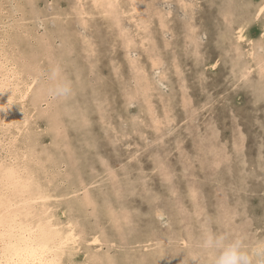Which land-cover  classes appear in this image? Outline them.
<instances>
[{"label": "rangeland", "instance_id": "1", "mask_svg": "<svg viewBox=\"0 0 264 264\" xmlns=\"http://www.w3.org/2000/svg\"><path fill=\"white\" fill-rule=\"evenodd\" d=\"M117 1L0 0V88L6 69L20 77L0 92L16 89L0 162L33 173L60 226L78 224L64 256L77 264H198L202 225L264 238V0ZM54 68L69 97L19 98Z\"/></svg>", "mask_w": 264, "mask_h": 264}, {"label": "bare ground", "instance_id": "2", "mask_svg": "<svg viewBox=\"0 0 264 264\" xmlns=\"http://www.w3.org/2000/svg\"><path fill=\"white\" fill-rule=\"evenodd\" d=\"M86 1V0H85ZM122 1V0H121ZM130 1V0H129ZM134 1V0H132ZM167 1V0H166ZM164 1V2H166ZM169 1V0H168ZM182 1V0H181ZM79 2V1H78ZM82 2V1H81ZM93 3V1H91ZM90 2V3H91ZM117 0H94L96 4H102L104 10L109 13L115 12ZM131 2V1H130ZM156 2V1H155ZM7 3V2H6ZM84 3V2H83ZM91 3V4H92ZM123 4V3H122ZM126 4V3H124ZM134 4V3H133ZM160 4V3H159ZM182 5V4H181ZM95 6V5H94ZM126 6V5H125ZM184 6V4H183ZM181 6V7H183ZM81 7L82 4H81ZM1 8V7H0ZM85 8V7H84ZM126 8V7H124ZM132 8V7H131ZM195 8V7H194ZM13 9V8H12ZM76 9V7H75ZM123 9V8H122ZM130 9V8H129ZM128 9V10H129ZM190 9H192L190 7ZM264 9V5L260 7V12ZM77 10V9H76ZM135 10V9H134ZM143 10V9H142ZM35 11V10H34ZM192 11V10H191ZM123 12V11H122ZM184 12V11H183ZM193 12V11H192ZM15 13V12H14ZM47 13V12H46ZM75 13V11H74ZM84 13V12H83ZM108 13V17H109ZM121 13V12H120ZM125 13V12H124ZM145 13V12H144ZM131 14V13H130ZM129 14V15H130ZM184 14V13H183ZM35 15V14H34ZM39 15V14H38ZM36 15V16H38ZM133 15V13H132ZM131 15V16H132ZM144 15V14H143ZM150 15V14H149ZM154 15V14H153ZM152 15V16H153ZM163 15V14H162ZM161 15V16H162ZM259 15V14H258ZM26 16V15H25ZM76 16V15H75ZM79 16V15H77ZM106 16V15H105ZM138 16V15H137ZM151 16V15H150ZM151 16V17H152ZM159 16V15H158ZM34 17V16H33ZM88 17V16H87ZM155 17V16H154ZM194 17V16H192ZM18 18V17H17ZM47 18V17H46ZM82 18V17H81ZM80 18V19H81ZM148 18V17H146ZM76 19V18H75ZM79 19V18H78ZM128 19V18H127ZM153 19V18H152ZM43 20V19H42ZM89 20V19H88ZM125 20V19H122ZM79 21V20H78ZM130 21V20H129ZM135 21V20H134ZM133 21V22H134ZM151 21V20H150ZM77 22V21H75ZM89 22V21H88ZM114 22V21H112ZM139 22V21H138ZM135 22V23H138ZM186 22V21H185ZM184 22V24H185ZM55 23V22H54ZM80 24L79 22H77ZM81 23H84V21ZM119 23V22H118ZM132 23V22H131ZM149 23V22H148ZM188 23V21L186 22ZM20 24V23H19ZM18 24V25H19ZM86 24V23H84ZM89 24V23H88ZM123 24V23H122ZM130 24V23H128ZM153 24V23H152ZM8 25V24H7ZM16 25V24H15ZM81 25V24H80ZM79 25V26H80ZM117 25V24H116ZM136 25V24H135ZM10 26V25H9ZM143 26V25H142ZM141 26V27H142ZM152 26V25H151ZM17 27V26H16ZM27 27V26H26ZM82 27V26H81ZM119 27V26H118ZM133 27V26H132ZM80 28V27H79ZM117 28V27H116ZM90 29V28H89ZM127 29V28H126ZM147 29V28H146ZM5 30V29H4ZM118 30V29H117ZM134 30V29H133ZM119 31V30H118ZM121 31H123L121 29ZM84 32V31H83ZM88 32V30H87ZM120 32V31H119ZM142 32V31H141ZM151 32V31H150ZM240 32V31H239ZM243 32V30H242ZM4 33V32H3ZM134 33V32H133ZM132 33V35H133ZM147 33V32H146ZM236 33V32H235ZM18 34V33H17ZM23 34V33H22ZM92 34V33H91ZM125 34V33H124ZM130 34V33H129ZM2 35V34H1ZM21 35V34H20ZM24 35V34H23ZM135 35V34H134ZM240 35V34H239ZM19 36V34H18ZM241 36V35H240ZM11 37V36H10ZM29 37V36H27ZM139 37V36H138ZM15 38V37H14ZM48 38V37H47ZM244 38V37H243ZM26 39V38H25ZM128 40L129 38H123ZM51 40V39H50ZM57 40V39H56ZM89 40V39H88ZM93 40V39H92ZM143 40V38H142ZM149 40V39H147ZM155 40V39H154ZM170 40V39H169ZM52 41V40H51ZM119 41V40H118ZM151 41V40H150ZM33 42V41H32ZM42 42V41H41ZM138 42V41H137ZM82 43V42H81ZM122 43V41H121ZM132 43V42H131ZM142 43V42H141ZM154 43V42H153ZM152 43V44H153ZM195 43V42H194ZM94 45V44H93ZM128 47V44H125ZM131 45V44H130ZM236 45V44H235ZM141 46V45H140ZM143 46V45H142ZM186 46V45H185ZM130 48V47H128ZM237 48V47H236ZM239 48V47H238ZM127 49V48H126ZM125 49V50H126ZM132 49V48H131ZM234 49V47H233ZM94 50V49H93ZM124 50V51H125ZM134 50V49H133ZM152 50V49H151ZM155 50V49H153ZM9 51V50H8ZM95 51V50H94ZM132 51V50H131ZM138 51V50H137ZM146 51V50H144ZM242 52L241 50H239ZM11 52V51H10ZM9 52V53H10ZM89 52V51H88ZM143 52V51H142ZM154 52V51H153ZM5 53V52H4ZM8 53V52H6ZM84 53V52H83ZM92 53V51H91ZM94 53V52H93ZM247 52H245L246 54ZM29 54V53H28ZM85 54V53H84ZM95 54V53H94ZM113 54V53H111ZM133 54V53H132ZM137 54V53H136ZM148 54V53H147ZM153 54V53H152ZM152 54L150 56H152ZM238 54V53H237ZM243 54V53H242ZM31 55V54H30ZM90 55V54H89ZM129 55V54H128ZM161 55V54H160ZM255 55V53H254ZM9 56V55H8ZM11 56V55H10ZM9 56V57H10ZM87 56V54H86ZM109 56H111L109 54ZM155 56V55H154ZM162 56V55H161ZM256 56V55H255ZM1 57V56H0ZM4 57V55H3ZM257 57V56H256ZM11 58V57H10ZM36 58V57H35ZM84 58V57H83ZM3 59V58H2ZM130 59V58H128ZM136 60V59H135ZM174 60V59H172ZM1 61V60H0ZM3 61V60H2ZM9 61V60H8ZM7 63L9 64V62ZM16 61V60H15ZM131 60H129L130 62ZM5 62V60H4ZM26 62V61H25ZM34 62V60H33ZM75 62V61H73ZM128 63V61H126ZM136 62V61H135ZM152 62V61H151ZM154 62V61H153ZM263 62V61H262ZM14 63V62H13ZM60 63V62H59ZM134 63V62H133ZM2 63L0 66L4 69ZM12 64V63H11ZM89 64V62H88ZM159 64V63H158ZM17 65V62H16ZM37 66V65H36ZM139 66V65H138ZM216 66V65H214ZM247 66V65H246ZM7 67V65H6ZM15 67V66H14ZM129 67V66H128ZM155 67V66H152ZM175 67V66H174ZM253 67V66H252ZM251 67V69H252ZM23 68V67H21ZM91 68V67H90ZM140 68V66H139ZM158 68V66H157ZM41 69V68H40ZM136 69V67H135ZM138 69V68H137ZM136 69V70H137ZM234 69V68H233ZM13 75L8 74L13 71ZM18 69H6V76H3L4 83L1 85L0 92L3 89H7L9 86L8 83L12 80V76L15 78L18 77L17 71ZM25 70V69H24ZM79 70V69H78ZM134 70V69H133ZM145 70V69H144ZM159 70V69H158ZM4 71V70H3ZM62 71V70H61ZM141 71V70H140ZM260 71V70H259ZM26 72V71H25ZM90 72V71H89ZM138 72V71H137ZM145 72V71H144ZM143 72V73H144ZM161 72V71H160ZM134 73V72H133ZM165 73H167L165 71ZM259 73V72H258ZM261 73V72H260ZM4 74V73H3ZM40 74V73H39ZM132 74V72H131ZM169 74V73H168ZM167 74V75H168ZM178 74V73H177ZM262 74V73H261ZM47 75V74H46ZM91 75V74H90ZM118 75V74H117ZM138 75V74H137ZM147 75V74H146ZM157 75V74H156ZM160 75V74H159ZM28 76V75H27ZM45 76V75H44ZM141 76V75H140ZM148 76V75H147ZM169 76V75H168ZM243 76V75H242ZM241 76V77H242ZM65 77V76H64ZM123 77V76H122ZM135 77V75H134ZM160 77V76H159ZM164 77V75L162 76ZM45 78V77H44ZM47 78V77H46ZM161 78V77H160ZM263 77H261L262 79ZM1 79V78H0ZM14 79V78H13ZM149 79V78H148ZM167 79V78H166ZM260 79V80H261ZM159 80V79H158ZM13 81V80H12ZM149 81V80H148ZM182 81V80H181ZM137 82V81H136ZM134 83V82H133ZM139 83V82H138ZM17 84V83H16ZM25 88L18 90L20 96L19 98L25 100L31 92L35 95V98L40 99L47 96L46 91L43 88H38L34 90L32 82L25 84ZM130 86V84H128ZM135 85V84H134ZM138 85V84H137ZM142 85V84H141ZM262 86V84H261ZM9 88V87H8ZM144 89V87H143ZM149 89V88H148ZM5 91V90H4ZM3 91V92H4ZM16 91V89H15ZM10 92L7 97L4 98L3 101H10V103L14 99V92ZM99 91V90H98ZM139 92V91H138ZM150 92V91H149ZM183 92V91H182ZM134 93V92H133ZM137 93V91L135 92ZM143 93V92H142ZM151 93V92H150ZM157 93V92H156ZM184 94V93H183ZM188 94V93H187ZM94 95V94H93ZM4 96V95H3ZM10 99V100H9ZM131 99V98H130ZM136 99V98H135ZM134 100V99H132ZM137 100V99H136ZM2 101V100H0ZM2 101V102H3ZM39 100L37 103H39ZM128 102V100H127ZM190 102V101H189ZM6 105L5 103L0 104V108L4 109L0 111V119H5L3 113H9L8 109H10L9 102ZM36 104V103H35ZM47 104V103H46ZM104 104V103H103ZM162 104V103H161ZM184 104V103H183ZM22 105V104H21ZM107 105V104H106ZM125 106V105H122ZM132 106V105H131ZM107 107V106H106ZM112 107V106H111ZM126 107V106H125ZM143 107V105H142ZM110 108V107H109ZM184 108V107H183ZM18 111V110H17ZM128 111V110H127ZM146 111V110H145ZM19 112V111H18ZM21 112V111H20ZM59 112V111H58ZM171 112V111H170ZM15 113V112H14ZM23 113V112H22ZM87 113V112H86ZM110 113V112H109ZM145 113V112H144ZM151 114V113H149ZM170 114V113H169ZM3 115V116H2ZM25 115V114H24ZM142 115V112H141ZM8 116V115H7ZM191 115L187 116L190 117ZM109 117V116H107ZM137 118V116H135ZM167 117V116H166ZM127 118V117H126ZM142 118V117H141ZM8 119V118H7ZM10 119V118H9ZM12 119V118H11ZM151 119V118H150ZM161 119V118H160ZM167 119V118H166ZM40 120V119H38ZM43 120V119H42ZM109 120V119H107ZM121 120V119H120ZM142 120V119H140ZM145 120V119H144ZM148 120V119H147ZM192 120V119H191ZM5 121V120H2ZM153 121V118H152ZM195 121V120H194ZM18 122V120L16 121ZM38 122V121H37ZM41 122V121H40ZM126 122V121H125ZM139 122V121H138ZM192 122V121H191ZM22 123V122H21ZM25 122H23L24 124ZM130 123V122H129ZM140 123V122H139ZM109 124V123H108ZM137 124V123H136ZM141 124V123H140ZM162 124V123H161ZM193 123H191L192 126ZM8 125V124H7ZM133 125V124H132ZM157 125V123H156ZM159 125V124H158ZM17 126V125H16ZM37 126V125H36ZM110 126V125H109ZM113 126V125H112ZM137 126V125H136ZM165 126V125H163ZM211 126V125H210ZM38 127V126H37ZM139 127V125H138ZM160 127V126H159ZM197 127V126H196ZM166 128V126H165ZM193 128V126H192ZM63 129V128H62ZM142 129V128H141ZM140 129V130H141ZM160 129V128H159ZM2 130V129H1ZM155 130V129H154ZM4 131V130H3ZM33 131V130H32ZM146 131V130H145ZM8 133V131H6ZM143 132V131H142ZM155 133V132H154ZM37 134V133H36ZM136 134V133H135ZM139 134V133H138ZM145 134V133H144ZM202 134V133H201ZM200 134V135H201ZM59 135V134H58ZM156 135V133H155ZM211 135V134H209ZM23 136V135H22ZM33 136V135H32ZM61 136V135H60ZM142 136V135H141ZM5 137V136H4ZM137 137V136H136ZM158 137V135H157ZM202 137V136H201ZM53 138V137H52ZM9 139V138H8ZM37 139V138H36ZM43 139V138H42ZM50 139V138H49ZM137 139V138H136ZM194 139V138H193ZM1 140V139H0ZM201 140V139H200ZM36 141V140H35ZM54 142V141H53ZM8 143V142H7ZM36 143V142H35ZM63 143V142H62ZM201 143V141H200ZM26 144V143H25ZM45 144V143H44ZM31 145V144H30ZM33 145V144H32ZM38 145V144H37ZM49 145V144H48ZM28 146V145H27ZM65 146V145H64ZM63 146V147H64ZM221 146V145H220ZM44 147V146H43ZM54 147V146H53ZM52 147V148H53ZM197 147V146H196ZM225 147V146H224ZM30 148V147H29ZM33 148V146L31 147ZM41 148V147H40ZM3 149V148H2ZM39 149V147H38ZM43 149V148H42ZM41 149V150H42ZM64 149V148H63ZM66 149V148H65ZM64 149V150H65ZM198 149V148H197ZM14 150V148H13ZM30 150V149H29ZM45 150V149H44ZM22 151V150H21ZM31 151V150H30ZM35 151V149H34ZM63 151V150H62ZM60 151V152H62ZM225 152L224 150H222ZM36 152V151H35ZM34 152V153H35ZM59 152V151H58ZM202 152V151H201ZM29 153V152H28ZM203 153V152H202ZM12 154V153H11ZM23 154V153H22ZM49 154V153H48ZM187 154V153H186ZM216 154V153H215ZM214 154V155H215ZM6 155V153H5ZM38 155V154H37ZM181 155V154H180ZM226 155V154H224ZM184 156V154H183ZM6 157V156H5ZM10 157V156H9ZM21 157V156H20ZM201 156H199L200 158ZM2 158V155H1ZM57 158V157H56ZM187 158V157H186ZM218 158V157H217ZM4 159V158H3ZM2 159V160H3ZM20 159V158H19ZM27 159V158H25ZM7 160V158H6ZM49 160V159H48ZM58 160H61L60 158ZM167 160V159H166ZM165 160V161H166ZM218 160V159H217ZM56 161V160H55ZM194 161V160H193ZM4 162V161H3ZM7 162V161H6ZM14 162V161H13ZM19 162V161H17ZM22 162V161H21ZM57 162V161H56ZM190 162V161H189ZM20 163V162H19ZM25 163V162H24ZM48 163V162H47ZM55 164V163H54ZM53 164V165H54ZM60 164V163H59ZM229 164V163H228ZM17 165V163H16ZM13 164H4L0 162V182L3 183V189H0V264H77L72 260H65L64 256L71 249L77 248V243L79 238L81 237V233L78 232V228L75 222L71 221L66 227H62L59 223L53 220L52 215H48V208H46L45 201L49 199L52 195L46 193V190H43L42 187H37V191L33 187V182H31V175H33L30 170H28L27 175L25 176L23 170ZM25 165V164H24ZM58 165V164H56ZM20 166V165H19ZM23 167V166H22ZM53 167V166H52ZM55 167V166H54ZM61 167V166H60ZM30 168V167H29ZM191 168V167H190ZM31 169V168H30ZM44 169V168H43ZM51 169V168H50ZM22 170V171H20ZM53 171V169H52ZM62 171V170H60ZM69 171V170H68ZM49 172V171H48ZM51 172V171H50ZM63 172V171H62ZM74 172V171H73ZM79 172V171H78ZM64 173V172H63ZM191 173V172H190ZM58 174V173H57ZM70 174V173H69ZM68 174V175H69ZM115 174V173H114ZM182 174V173H181ZM51 175V174H50ZM53 176V175H52ZM64 176V175H63ZM76 176V175H75ZM80 176V175H79ZM113 176V175H112ZM78 177V176H77ZM76 177V178H77ZM58 178V176H57ZM65 178V177H64ZM70 178V177H69ZM68 178V179H69ZM67 179V180H68ZM74 179V178H73ZM83 179V178H82ZM36 180V179H35ZM66 180V179H65ZM71 181V179H69ZM80 180V179H79ZM84 180V179H83ZM187 180V179H186ZM47 181V180H45ZM74 181V180H73ZM77 181V179H76ZM81 181V180H80ZM162 181V180H161ZM62 182V181H61ZM72 182V181H71ZM109 182V181H108ZM197 182V181H196ZM83 183V182H82ZM121 183V182H120ZM64 184V183H63ZM72 184V183H71ZM70 184V185H71ZM78 184V182H77ZM76 184V185H77ZM112 184V183H111ZM119 184V183H118ZM48 185V184H47ZM85 185V184H83ZM82 185V186H83ZM73 186V185H72ZM87 186V184H86ZM85 186V187H86ZM113 186H115L113 184ZM171 186V185H170ZM44 187V186H43ZM62 187V186H61ZM67 187V186H66ZM74 187V186H73ZM77 188V187H75ZM192 188V187H191ZM195 188V187H194ZM193 188V190H194ZM80 189V188H79ZM105 189V188H104ZM218 189V188H217ZM116 190V189H115ZM219 190V189H218ZM69 191V190H68ZM119 191V190H118ZM125 191V190H124ZM66 192V191H65ZM83 192V191H82ZM89 192V191H88ZM195 192V191H194ZM68 193V192H67ZM174 193V192H172ZM220 193V192H219ZM226 194V193H225ZM83 195V194H82ZM174 195V194H173ZM198 195V194H197ZM79 196V195H78ZM77 196V197H78ZM218 196V195H217ZM224 196V195H223ZM75 197V196H74ZM80 197V196H79ZM86 197V196H85ZM84 198V197H83ZM82 198V199H83ZM77 200V199H76ZM84 200V199H83ZM89 201V200H88ZM117 201V200H116ZM86 202V201H84ZM69 203V202H68ZM73 203V201H72ZM182 203V202H181ZM180 203V204H181ZM83 204V203H82ZM184 204V203H183ZM201 204V203H200ZM225 204V203H224ZM40 205L41 208L39 207ZM70 205V204H69ZM72 205V204H71ZM85 205V204H84ZM182 205V204H181ZM109 206V205H108ZM70 207V206H69ZM203 207V206H202ZM186 208V207H185ZM220 208V207H219ZM180 210V209H179ZM107 211V210H106ZM109 211V210H108ZM156 211V210H155ZM129 212V211H128ZM132 212V211H131ZM219 212V211H218ZM220 213V212H219ZM240 213V212H239ZM157 214V213H156ZM160 216L164 217V213L160 212ZM124 215V214H123ZM234 215V214H233ZM63 216V215H62ZM183 217V216H182ZM186 217V216H184ZM188 218V217H187ZM235 218V217H234ZM68 219V218H67ZM184 219V218H183ZM170 220V219H169ZM187 220V219H186ZM189 220V219H188ZM67 223V222H66ZM122 223V222H121ZM131 223V222H130ZM133 223V222H132ZM138 224V223H137ZM210 224V223H209ZM130 225V224H129ZM134 225V224H133ZM115 226V225H114ZM113 226V228H114ZM151 226V225H150ZM169 226V225H168ZM232 226V225H231ZM98 227V226H97ZM119 227V226H118ZM124 228V227H123ZM127 228V227H126ZM129 228V227H128ZM127 228V229H128ZM163 228V227H162ZM116 229V228H115ZM122 229V228H121ZM171 229V228H170ZM257 229V228H256ZM260 229V228H259ZM131 230V229H130ZM172 230V229H171ZM237 230V229H236ZM86 231V230H85ZM140 231V230H139ZM174 231V230H173ZM262 231V230H261ZM134 232V231H133ZM141 232V231H140ZM170 232V231H168ZM175 233V232H174ZM172 235V233H171ZM176 235V234H175ZM173 236V235H172ZM85 237V236H84ZM178 237V236H177ZM185 239V238H184ZM99 240L98 237H94L93 241L97 242ZM173 240V239H172ZM180 242V241H178ZM185 242V240H184ZM155 243V242H154ZM183 243V242H182ZM100 244V243H99ZM149 244V243H147ZM96 245V244H95ZM112 245V244H111ZM114 245V243H113ZM150 245V244H149ZM172 245V244H170ZM148 246V245H147ZM153 247V246H152ZM172 247V246H171ZM175 247V246H174ZM101 248V247H100ZM130 248V247H129ZM138 248V247H137ZM134 249V248H133ZM142 249V248H141ZM151 249V248H150ZM190 250V248H188ZM123 250V249H122ZM132 250V249H131ZM130 251V250H129ZM137 253H139L136 250ZM141 252V251H140ZM145 252V251H144ZM196 252V251H195ZM142 253V252H141ZM191 253V252H190ZM152 254V253H151ZM196 254V253H195ZM144 255V254H143ZM142 255V256H143ZM134 256V255H131ZM137 256V255H136ZM156 256V255H155ZM159 256V255H158ZM191 256V255H190ZM194 256V255H193ZM97 262V261H96ZM135 262V261H134ZM147 262V261H146ZM138 262H136L137 264ZM192 263V262H191ZM139 264V263H138ZM148 264V263H147Z\"/></svg>", "mask_w": 264, "mask_h": 264}, {"label": "clouds", "instance_id": "3", "mask_svg": "<svg viewBox=\"0 0 264 264\" xmlns=\"http://www.w3.org/2000/svg\"><path fill=\"white\" fill-rule=\"evenodd\" d=\"M45 91L50 98L58 100L69 97L72 87L54 68L47 77ZM197 249L199 255L192 260L198 264L202 260L206 264H264V238H254L244 230L224 233L202 225Z\"/></svg>", "mask_w": 264, "mask_h": 264}]
</instances>
